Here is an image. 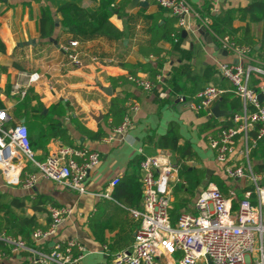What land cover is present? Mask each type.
Instances as JSON below:
<instances>
[{"label":"crops","instance_id":"crops-1","mask_svg":"<svg viewBox=\"0 0 264 264\" xmlns=\"http://www.w3.org/2000/svg\"><path fill=\"white\" fill-rule=\"evenodd\" d=\"M98 1L0 0V110H5L11 118L8 124H24L27 127L32 141L38 143L33 150L39 161H44L60 146L86 148L100 155V163L90 172L85 182L87 194L80 195L43 179H39L29 190L7 186L1 174L0 194H6L7 201L14 198L24 201V208H14L13 212L25 216L35 215L41 225L47 223V213L34 212L32 202L35 197H41L46 202L44 208L47 212L49 207L54 206L70 208L72 214L58 228L56 239H73L85 248L86 253L80 264H111L114 253L131 248L138 222L123 205L124 198L135 193L129 188L132 183L126 182L125 178L138 174L134 165L143 154L155 155L158 151H165L177 160L176 152L159 145L160 139L168 134L171 126L179 136L178 145H189L193 150L196 159L191 164L198 169L210 170V178L215 176L221 181L225 194L228 188L239 192L242 186L240 181H225L222 167L216 163L214 154L208 147L207 138L213 135V130L203 129L207 122H212L215 130L224 127L223 121L227 116L214 118L206 112L195 113L177 102L178 97L188 99L194 92L193 83L183 74V70L191 77L202 78L208 69L215 70L218 62L237 63L239 60L226 54L212 35L198 27V22L192 18L187 30L181 31L178 42L174 41L172 44L161 41L157 44V48L164 52L163 61L160 62L152 53L142 54L140 47L148 43L147 29L150 25L144 16L159 11V7L151 2L145 8L137 6L129 9L130 0L121 15H112L109 22L124 34L117 40L100 36L84 38L61 27L60 17L56 13L61 5L70 2L94 10ZM120 1L122 0H115V3ZM186 1L194 10L205 11L206 7H210L211 14L243 8L250 2ZM47 15L53 22L50 35L45 20ZM162 23L161 21L159 24ZM262 26V23H250L248 17H238L233 21L232 28L234 35L239 38L247 27L250 35L259 40ZM174 27L177 28L176 25ZM183 31L186 32L184 37ZM159 33H162L161 29ZM175 33L178 34L179 30ZM70 42L77 43L76 47L69 50L78 54L82 64L79 68L69 63L64 51ZM145 63L158 70L156 79L159 76V80L154 83L152 91L146 92L131 83L112 82L116 78L130 81V76L150 81L145 73L138 70ZM22 74L38 76V80L28 88L24 102L23 99L10 96L12 85L21 80ZM209 84L224 90L223 95L230 91L229 82L215 75L210 82L200 83L196 90ZM116 97L125 100L126 116L130 119L132 128L125 135L115 136L109 141L108 136L114 128L109 127L111 120L106 121L105 117L111 100ZM220 99L217 101L220 110L228 112ZM133 105L136 109L131 110ZM52 123L58 124L64 132L63 139L59 136L48 137ZM82 128L105 136L92 139L81 132ZM249 161L251 166L260 162L250 158ZM25 171L34 172V169L27 166ZM113 181H118L115 186H111ZM243 182L247 184L246 181ZM185 186L186 183L175 188ZM174 193L175 191L170 203L173 222L181 211L194 212L196 196L183 202V197H176ZM103 194H108V197L100 196ZM140 204L141 196L138 208ZM30 240L32 245L29 247L42 252H47L53 243L47 241L36 245ZM5 248L10 254L5 255L0 251V264H28L32 259V254L28 252H11L9 248ZM167 261L173 262L171 259ZM161 264H166V261L162 259Z\"/></svg>","mask_w":264,"mask_h":264},{"label":"built area","instance_id":"built-area-1","mask_svg":"<svg viewBox=\"0 0 264 264\" xmlns=\"http://www.w3.org/2000/svg\"><path fill=\"white\" fill-rule=\"evenodd\" d=\"M150 1L167 10L176 19L179 29L187 30L189 20L194 19L226 54L239 60L237 63L218 62L215 73L230 83L231 91L241 100L242 110L232 117L233 126L224 127L207 140L216 163L222 167L225 181L243 180L247 184L239 192L228 188L224 195L215 182L209 181L195 196L194 213L181 211L173 222L170 217L173 189L185 185L179 178L181 165L165 151H158L155 155L143 154L139 165L141 204L137 209H128L138 227L131 248L114 254L111 264H161L162 259L166 264H207V258L212 264H264V174L255 173L249 161L251 151L264 137V80L257 91L251 87L250 77L255 74L256 78H264V67L255 64L250 47L238 45L228 36H213L209 29L210 18L201 17L186 0ZM175 34L171 37L177 42ZM76 46V42H70L64 51L69 63L79 68L82 64L78 54L69 50ZM128 79L146 92L155 86L142 77L130 76ZM37 80L36 74H22L21 80L12 85L10 96L23 99ZM224 92L209 84L191 99L180 96L177 102L195 113L211 115L213 105ZM259 95L263 96L261 102ZM133 109H136L135 105L131 107ZM10 121L7 112L0 110V174L7 186L29 190L43 179L80 195L87 194L85 182L100 163L98 152L60 146L44 161H39L31 147L27 127L24 124L9 125ZM131 128V121L126 116L122 124L112 130L108 140L125 135ZM27 166H31L34 172H26ZM116 184L117 181H113L111 186ZM100 196L108 197V194ZM48 214L50 223L47 228L31 234L36 245L53 241L47 252L29 247L19 237L0 234V241L11 252L32 254L28 264H80L85 248L73 239H56L58 228L72 210L49 207Z\"/></svg>","mask_w":264,"mask_h":264},{"label":"trees","instance_id":"trees-1","mask_svg":"<svg viewBox=\"0 0 264 264\" xmlns=\"http://www.w3.org/2000/svg\"><path fill=\"white\" fill-rule=\"evenodd\" d=\"M129 2L130 0H122L116 4L115 0H99L94 10H89L75 3L67 2L61 5L57 9L56 13L60 17L61 27L72 34L84 38L100 36L108 40H117L122 38L124 34L117 28H115L109 22V19L115 13L117 15H121ZM148 2L154 3L150 0ZM196 12L199 13L201 17L208 16L210 18L211 24L209 26V29L212 32L213 36H216L218 38L228 36L236 44L250 47L252 50V58L254 59L256 64L262 65L264 67V0H250V2L243 8L221 10L217 14H211L210 7H206L205 11L198 9L196 10ZM238 17H240L241 19H245L246 17H248V21H250V23H262V32L259 40H255L250 35L249 28L247 27L243 30V35L241 37L238 38L234 35L232 28L233 21ZM144 18L145 20L150 22V25L147 29L149 40L146 46L140 47V52L146 55L148 53H152L153 55L157 56L159 61L161 62L164 60V52L163 50L157 48V44L161 41L174 44V39L171 37V35L177 30H179V33L175 34V36L178 42L180 40L179 37L182 29L174 27V25H176V19L172 17L167 10L161 7H159V11L156 14L144 16ZM45 20L48 24V34L50 35L53 29L52 18L47 15ZM161 21L163 23L160 25L159 23ZM160 29L162 30V33H159ZM1 47L2 46L0 45V48ZM138 70L145 73L147 75V78L152 81L153 84L157 83L156 75L158 73V70L152 68L150 64H141L138 67ZM215 72L216 71L214 69L211 70L210 68L205 73L204 77L198 78L191 77L189 73L183 70V74H186L187 79H189V81L193 83L194 86V92L188 99L194 97L195 94L202 89L201 88L200 90H196V87L200 83L202 84L203 82H210L213 75L216 76ZM135 74V72H132L133 76ZM261 80H264V78H256L255 74H252L250 77L251 87L258 91V85L260 84ZM115 81H121L122 83H131L134 85L133 82L128 81L124 78H116L112 80V82ZM179 90L183 91V89ZM262 95L264 96V93ZM26 97L27 96L23 98L22 102L26 100ZM220 100L221 104L230 113V115L227 116L223 121L224 127H231L233 126L232 117L235 114L240 113L242 110L241 100L231 91V85L230 91L226 95H222ZM124 105L125 100L121 98L116 97L111 100L109 111L105 117L106 121L108 119L111 120V123L109 124V127L111 129L121 125L124 118L126 117V108ZM211 123L212 122H207V124L203 125V129L204 131L213 130L211 132L213 134L212 136H216V134L224 127H219L217 130H215L214 126H212ZM51 128L52 129L49 132L48 137L59 136L61 139L64 138V132L60 130L58 124L52 123ZM80 130L84 135H87L92 139H98L105 136V134L103 133L93 134L84 128ZM178 139L179 136L175 132V128L171 126L168 134L160 139L159 145L164 149H171L177 154V161L181 165L179 178L181 179V181H184L186 183V186L177 187L173 191H175L174 194L176 197L182 196V201L186 202L190 201L196 195V191L201 187L202 181L205 178L206 170L203 168H195V165L193 164H187L193 162L196 159V156L189 145L179 146ZM29 140L32 149H35L38 143L32 141L30 134ZM249 158L250 160L255 159L260 161L253 164L252 170L257 174H264V137L259 140L256 148L251 151ZM141 160L142 157H140L134 165L138 169V174H132L131 176L125 178L126 182L132 183V185H130L131 187L129 186V188H131V191H135L134 195L130 193L127 197L124 198L123 205L126 206L127 211L128 209H137L140 196H142V187L139 182V165ZM210 181L215 182L219 186L220 191L224 195H226L224 186L221 181L217 179V177H211ZM45 204L46 202L42 201L41 197H35L32 202V209L34 210V212L47 213V223L45 225H41L35 215L25 216L18 215L13 212L12 209L14 208L23 209L24 201L16 198L7 201V195L0 194V233L4 232V234L16 238L20 236L22 240L26 241L25 243L28 246L32 245V242L30 240L32 232L38 229L44 230L50 223L49 214L44 208ZM0 251L4 252L5 255L10 254L9 250L5 248L4 243L1 241Z\"/></svg>","mask_w":264,"mask_h":264},{"label":"water","instance_id":"water-1","mask_svg":"<svg viewBox=\"0 0 264 264\" xmlns=\"http://www.w3.org/2000/svg\"><path fill=\"white\" fill-rule=\"evenodd\" d=\"M148 5V1H144V0H131V3L129 5V9L135 8L137 6L141 7V8H145ZM186 35V32L183 31L182 32V36L184 37ZM210 40V39H209ZM259 101H263V96L259 95L258 96ZM230 113L226 112V111H221L219 108V102H217L214 107L211 109V117L214 118H220V117H226L228 116ZM212 172L210 170L206 171V175L204 180L202 181L201 186H206L209 181H210V176H211ZM207 264H212V262L207 258Z\"/></svg>","mask_w":264,"mask_h":264},{"label":"rangeland","instance_id":"rangeland-1","mask_svg":"<svg viewBox=\"0 0 264 264\" xmlns=\"http://www.w3.org/2000/svg\"><path fill=\"white\" fill-rule=\"evenodd\" d=\"M240 183H242V184H240ZM240 183H239L240 186L242 185L241 187L245 186V183H244L243 181H240ZM246 187H247V186H246ZM192 213H194V212H192Z\"/></svg>","mask_w":264,"mask_h":264}]
</instances>
